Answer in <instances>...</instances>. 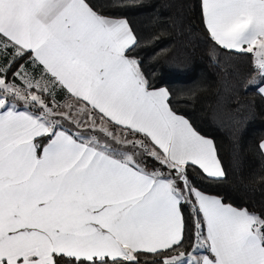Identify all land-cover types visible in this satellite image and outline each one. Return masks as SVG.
<instances>
[{
    "label": "snow or ice",
    "instance_id": "obj_1",
    "mask_svg": "<svg viewBox=\"0 0 264 264\" xmlns=\"http://www.w3.org/2000/svg\"><path fill=\"white\" fill-rule=\"evenodd\" d=\"M195 7L210 59L242 58L264 101V0ZM140 43L95 0H0V264H264V210L191 179L226 177L217 145Z\"/></svg>",
    "mask_w": 264,
    "mask_h": 264
},
{
    "label": "trees",
    "instance_id": "obj_2",
    "mask_svg": "<svg viewBox=\"0 0 264 264\" xmlns=\"http://www.w3.org/2000/svg\"><path fill=\"white\" fill-rule=\"evenodd\" d=\"M105 14L127 17L140 39L135 55L156 87H168L172 106L212 139L226 171L221 180L190 172L205 192L228 203L264 210V101L245 92L240 57L209 42L196 0H95ZM132 4L133 7H114Z\"/></svg>",
    "mask_w": 264,
    "mask_h": 264
},
{
    "label": "crops",
    "instance_id": "obj_3",
    "mask_svg": "<svg viewBox=\"0 0 264 264\" xmlns=\"http://www.w3.org/2000/svg\"><path fill=\"white\" fill-rule=\"evenodd\" d=\"M264 154V153H263Z\"/></svg>",
    "mask_w": 264,
    "mask_h": 264
}]
</instances>
